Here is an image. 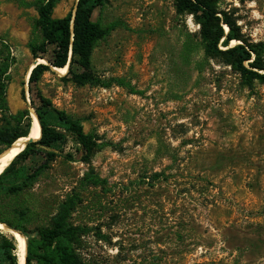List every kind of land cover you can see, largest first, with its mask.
I'll use <instances>...</instances> for the list:
<instances>
[{
	"label": "rangeland",
	"instance_id": "obj_1",
	"mask_svg": "<svg viewBox=\"0 0 264 264\" xmlns=\"http://www.w3.org/2000/svg\"><path fill=\"white\" fill-rule=\"evenodd\" d=\"M76 3L59 0L53 17L65 18ZM219 7L247 42L264 44V0H220ZM93 19L110 30L92 57L102 84L79 86L52 67L38 88L99 147L85 155L71 137L58 145L49 169L19 199L29 209L25 227L50 226L76 192L83 202L72 220L85 228L89 264H264V84L245 87L208 57L200 26L173 0H109ZM37 20L33 4L0 0L9 111L29 110L32 118L29 45L39 36ZM52 51L38 60L49 64ZM7 120L0 109V129ZM92 171L106 189L82 184Z\"/></svg>",
	"mask_w": 264,
	"mask_h": 264
},
{
	"label": "trees",
	"instance_id": "obj_2",
	"mask_svg": "<svg viewBox=\"0 0 264 264\" xmlns=\"http://www.w3.org/2000/svg\"><path fill=\"white\" fill-rule=\"evenodd\" d=\"M21 5H34L38 12L36 29L39 36L29 49L33 58H43L53 48L49 64H39L29 77V92L33 98V108L38 116L42 137L28 144L0 175V223L19 230L25 236L26 264H89L82 254L85 228L73 222V215L82 204L80 193L69 194L61 203L51 225L30 232L24 225L29 213L27 207L19 205V199L38 183L50 162L57 156L54 151L68 137L90 155L97 145L93 136L85 133L80 120L56 109L38 88L42 77L51 68H65L68 76L79 85H101L102 82L92 72V57L96 43L103 39L109 29H103L93 17L98 9L109 0H78L73 12L65 18L55 19L54 10L59 0H16ZM178 14L192 15L200 26L199 37L204 53L230 67L245 87L252 88L255 82L264 84V44L246 41L236 19L220 9V0H173ZM73 19V27H72ZM73 28V29H72ZM228 28V31H226ZM236 41L235 46H231ZM72 54V55H71ZM11 56L0 52V109L8 119L0 129V154L15 141L30 135L32 118L29 110L11 114L7 103L10 84ZM34 99L37 100L36 105ZM41 158L42 164L37 163ZM161 174H154L157 179ZM82 184L106 189L108 181L93 171L86 174ZM14 214V220L11 216ZM36 233V235H34ZM0 264H18L15 239L0 231Z\"/></svg>",
	"mask_w": 264,
	"mask_h": 264
},
{
	"label": "bare ground",
	"instance_id": "obj_3",
	"mask_svg": "<svg viewBox=\"0 0 264 264\" xmlns=\"http://www.w3.org/2000/svg\"><path fill=\"white\" fill-rule=\"evenodd\" d=\"M40 62H43V60L40 59ZM53 69L56 72L63 74V75L68 71L67 67L53 68ZM32 121H33L32 130H31V133H29L30 135H28L27 137L18 139L9 148L5 149L0 154V175L9 166V164L12 163V161L16 158V156L19 155L25 149V147L28 145L30 140H38L40 138L41 126L37 119V116L35 115V112L33 113ZM0 230H2L3 232L7 234H11L13 236L17 244L18 264H25V261H26L25 238L19 232H13L9 230L1 223H0Z\"/></svg>",
	"mask_w": 264,
	"mask_h": 264
},
{
	"label": "water",
	"instance_id": "obj_4",
	"mask_svg": "<svg viewBox=\"0 0 264 264\" xmlns=\"http://www.w3.org/2000/svg\"><path fill=\"white\" fill-rule=\"evenodd\" d=\"M77 2H78V0H77ZM75 11H76V9L73 10V15H75ZM72 27H73V19H72ZM72 29H73V28H72ZM71 55H72V54H71ZM39 64H42V63H41L38 59H36V60H35V64H34L33 69H34L36 66H38ZM69 65H70V64H68V65L66 66V67L68 68V70H69ZM33 69H32V70H33ZM32 70H31V72H32ZM31 72H30V74H31ZM32 110H33V109H32ZM33 111L35 112V110H33ZM35 115L37 116L36 113H35ZM37 119H38V116H37ZM38 121H39V119H38ZM31 130H32V128H31ZM30 133H31V131H30ZM41 137H42V129H41V136H40V138H39L38 140H30L28 144L35 143V142L39 141V140L41 139ZM26 147H27V146H26ZM26 147H25V149H26ZM25 149H24V150H25ZM24 150H23V151H24ZM23 151H22V152H23ZM10 164H11V163H10ZM10 164H9V165H10ZM4 171H5V170H4ZM4 171H3V172H4ZM3 172H2V173H3ZM1 224H3V223H1ZM3 225H4L6 228H8L9 230L13 231V232H19V233L25 238V236H24L19 230L15 229V228H13V227H10V226H8V225H6V224H3ZM0 231H2V230H0ZM2 232H3V231H2ZM25 264H26V261H25Z\"/></svg>",
	"mask_w": 264,
	"mask_h": 264
}]
</instances>
